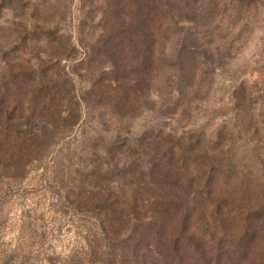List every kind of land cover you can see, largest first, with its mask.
Segmentation results:
<instances>
[{
	"label": "rangeland",
	"instance_id": "rangeland-1",
	"mask_svg": "<svg viewBox=\"0 0 264 264\" xmlns=\"http://www.w3.org/2000/svg\"><path fill=\"white\" fill-rule=\"evenodd\" d=\"M0 264H264V0H0Z\"/></svg>",
	"mask_w": 264,
	"mask_h": 264
}]
</instances>
